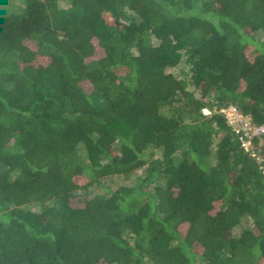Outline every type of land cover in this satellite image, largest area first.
I'll use <instances>...</instances> for the list:
<instances>
[{
  "label": "trees",
  "instance_id": "1",
  "mask_svg": "<svg viewBox=\"0 0 264 264\" xmlns=\"http://www.w3.org/2000/svg\"><path fill=\"white\" fill-rule=\"evenodd\" d=\"M229 106L264 126V0L0 8V264H264Z\"/></svg>",
  "mask_w": 264,
  "mask_h": 264
},
{
  "label": "built area",
  "instance_id": "2",
  "mask_svg": "<svg viewBox=\"0 0 264 264\" xmlns=\"http://www.w3.org/2000/svg\"><path fill=\"white\" fill-rule=\"evenodd\" d=\"M222 113L225 114L228 124L240 135V140L246 150H250L255 138H259L264 134V126H255L251 119L244 116L235 106H229L227 109L222 110ZM204 114L210 115V112L204 110Z\"/></svg>",
  "mask_w": 264,
  "mask_h": 264
},
{
  "label": "rangeland",
  "instance_id": "3",
  "mask_svg": "<svg viewBox=\"0 0 264 264\" xmlns=\"http://www.w3.org/2000/svg\"><path fill=\"white\" fill-rule=\"evenodd\" d=\"M16 1L17 0H0V8L6 7L8 3H11V2L14 3ZM168 72L175 73V70L169 69ZM111 184H112L113 188H116V187L121 186V185L130 184V180L125 179L124 177H118V178L113 179ZM250 226H251V222H250V220H247L244 223H242V225L240 227L236 228L234 233L235 234L241 233V231L244 228H249Z\"/></svg>",
  "mask_w": 264,
  "mask_h": 264
}]
</instances>
